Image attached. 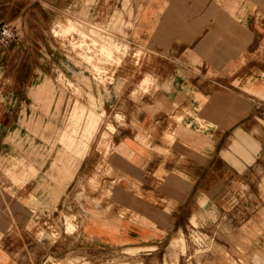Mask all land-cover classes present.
I'll return each instance as SVG.
<instances>
[{"label":"crops","instance_id":"0c3cea01","mask_svg":"<svg viewBox=\"0 0 264 264\" xmlns=\"http://www.w3.org/2000/svg\"><path fill=\"white\" fill-rule=\"evenodd\" d=\"M127 38L153 59L156 85L125 110L110 194L86 201L81 240L158 254L196 222L243 264H264V119L253 105L264 102V0H142ZM11 147L0 142V154ZM43 203L0 174V264L56 253L28 225Z\"/></svg>","mask_w":264,"mask_h":264},{"label":"rangeland","instance_id":"374dc122","mask_svg":"<svg viewBox=\"0 0 264 264\" xmlns=\"http://www.w3.org/2000/svg\"><path fill=\"white\" fill-rule=\"evenodd\" d=\"M141 1L0 0V25L15 30L0 45V142L12 145L0 154V174L44 200L28 209L30 230L56 250L40 264H243L216 244L214 227L207 233L196 222L158 254L107 248L78 234L86 201L110 194L128 104L156 85L146 79L153 59L127 38ZM219 114L212 105L205 116Z\"/></svg>","mask_w":264,"mask_h":264},{"label":"built area","instance_id":"2783aa9c","mask_svg":"<svg viewBox=\"0 0 264 264\" xmlns=\"http://www.w3.org/2000/svg\"><path fill=\"white\" fill-rule=\"evenodd\" d=\"M15 37V30L10 23L0 25V45L5 47L9 45ZM253 105L258 110L259 115L264 119V102L254 100Z\"/></svg>","mask_w":264,"mask_h":264}]
</instances>
